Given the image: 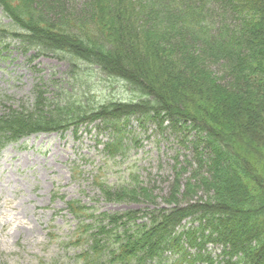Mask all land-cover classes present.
I'll return each instance as SVG.
<instances>
[{"label":"trees","instance_id":"16d2710c","mask_svg":"<svg viewBox=\"0 0 264 264\" xmlns=\"http://www.w3.org/2000/svg\"><path fill=\"white\" fill-rule=\"evenodd\" d=\"M51 2L0 0L11 19V27L0 29V41L15 39L27 50L68 57L76 78L82 66H94L103 75L126 83L133 96L130 103H110L117 106L108 118L115 130L113 141L105 144L111 157L122 152V123L132 115L140 116L144 124L167 121L174 130L192 129L197 168L184 184L182 197L197 196L201 189L209 198L188 207L177 202L171 213L154 210L142 217L147 220L142 226L134 224V211L104 213L102 221H97L86 208L71 203L69 209L78 219L91 217L95 224L81 221L77 240L89 246L80 255L82 264H264V0H168L151 1L147 8L142 5L138 22L158 29L147 30L144 51L134 48L137 58L134 54L131 58L139 63L127 62L129 69L112 61L110 54L117 53L102 50L98 54L95 46L103 41L102 35L116 34L120 30L115 29L122 27L107 19L102 23L104 32L101 25L98 33L88 31L83 23L79 30L72 28L68 16L67 21L53 16ZM135 12L130 13L132 20H136ZM120 16L124 21L127 14ZM214 18L221 22L215 33ZM119 37L109 41L108 47L122 44ZM205 58L226 59L225 75L215 77L203 69ZM146 70L156 75L154 82L146 81ZM253 81L260 85L258 93L249 88L248 82ZM37 96L32 108L0 116V150L26 136L65 133L93 123L100 119L95 116L97 110L106 108L83 102L88 96L82 93L66 95L55 107L45 92ZM242 111L258 122L262 135L257 129L250 139L241 137L236 126L242 122ZM234 112L242 113L236 125L231 124ZM259 138L263 141L258 143ZM179 180L178 176V194L183 188ZM139 185L112 187L101 182L99 186L109 202L152 200ZM178 194L173 193L170 200L177 201Z\"/></svg>","mask_w":264,"mask_h":264},{"label":"rangeland","instance_id":"374dc122","mask_svg":"<svg viewBox=\"0 0 264 264\" xmlns=\"http://www.w3.org/2000/svg\"><path fill=\"white\" fill-rule=\"evenodd\" d=\"M51 1L53 6L49 9L56 12L53 16L61 21H67L69 17L68 20L73 21L69 22L72 28L77 27L79 30L83 23L88 31L98 33L97 26L101 25L104 32L105 26L102 23L107 19L122 27L115 29L120 30L116 34L105 37L102 35L103 41L95 46L100 50L98 54L102 50L104 53H117L110 54V58L114 59L112 61H116L120 67L126 64L128 69L129 63H139L137 59H131L133 54L137 58V50L134 48L142 53L149 31L155 32L158 29V26L148 22H138L140 7L143 5L147 8L151 1H156L157 4L161 1L168 2ZM133 9L136 10V20H132L133 14L130 15ZM122 13L127 14L124 21L119 18ZM211 19L212 17H208V20ZM124 23L131 29L125 27ZM10 25L11 20L0 5V28ZM220 25L221 22L218 23L214 18L213 33ZM118 33L123 34L119 37ZM117 37L122 44L117 42V45L111 44L108 47L109 41L115 42ZM92 39L95 44L96 40ZM198 42L207 47L203 41ZM168 44V41L165 42V46ZM2 49L0 116L32 108L38 92H45L48 103L53 102L54 107L66 95L73 97L82 93L88 96L83 102L91 103L94 107L106 105V108L97 110L95 114L101 120L94 121V118L93 123L72 128L65 134H34L8 145L0 153V264H79L77 256L83 249V245L76 241L80 223L85 220L95 224L91 217L78 219L69 209L71 202L86 208L89 215H95L94 219L97 221H102L101 215L104 213L124 215L134 211L137 218L134 224L142 226L147 222L142 217L154 210L163 209L171 213L177 208V202L182 207H188L209 199L201 189L197 191V196L188 199L182 197L184 184L197 168L196 151L192 144L195 132L192 129L174 130L167 121H149L144 124L140 116L132 115L127 121H130L128 124L124 121L122 123L123 150L111 157L105 152V144L113 141L112 133L115 130L109 126L111 122L108 123V118L109 111H117V106H111L110 103L114 101L129 104L133 99L124 81L109 78L94 66H82L81 75L76 78V69L70 58L41 53L38 49L27 50L11 39L3 42ZM225 60L205 58L202 68L205 67L215 77L222 78L227 69H224V62H227ZM145 72L146 81L150 82L151 79L154 82L156 75L148 70ZM226 80L229 81V78ZM220 81L224 83L225 79ZM248 85L252 91L258 93L260 85L257 81L248 82ZM242 113V122L239 124ZM242 113L238 115L234 112L232 115L235 119L231 122L232 125L238 122L236 128L242 132L241 137L250 139L252 134L257 133V129L262 135V127L258 126V122L251 119L247 112ZM253 130L256 131L253 133ZM259 139L258 143L263 141V138ZM178 176L179 186L183 184L180 194L175 191ZM101 182L102 185L112 187H132L139 183V186L146 188L152 195V200L140 199L136 202L127 198L120 202H109L103 196L99 186ZM173 193L179 195L177 201L170 200ZM208 250H214L217 254L213 246L208 245Z\"/></svg>","mask_w":264,"mask_h":264}]
</instances>
